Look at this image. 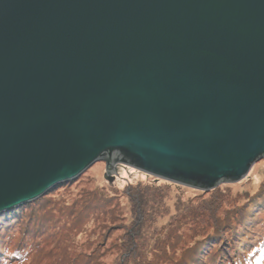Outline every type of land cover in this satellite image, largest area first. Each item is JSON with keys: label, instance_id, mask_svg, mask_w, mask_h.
<instances>
[{"label": "water", "instance_id": "95a60500", "mask_svg": "<svg viewBox=\"0 0 264 264\" xmlns=\"http://www.w3.org/2000/svg\"><path fill=\"white\" fill-rule=\"evenodd\" d=\"M261 159L264 0H0V213L100 160L209 191Z\"/></svg>", "mask_w": 264, "mask_h": 264}, {"label": "rangeland", "instance_id": "374dc122", "mask_svg": "<svg viewBox=\"0 0 264 264\" xmlns=\"http://www.w3.org/2000/svg\"><path fill=\"white\" fill-rule=\"evenodd\" d=\"M106 163L97 161L75 180L44 194L49 195L46 208L48 217L53 216L55 227L47 225V229L31 237L22 257L7 254L2 261L5 264H179L193 246L192 250L197 248L198 240L204 242L208 236L202 225H207L206 234H211L214 228L211 211L201 209L202 203L213 201L215 196L219 200L214 213L219 217L217 221L227 218L230 227L237 230L240 215L227 212L242 206L264 178V159L257 161L243 180L222 183L209 191L157 178L123 164L109 172ZM98 197L111 199L101 205ZM85 202L93 205L92 212H80ZM193 207L201 215L189 214ZM138 231L140 238L136 236ZM19 239L17 232L8 246L15 248ZM207 256L204 251L196 261L207 262Z\"/></svg>", "mask_w": 264, "mask_h": 264}, {"label": "trees", "instance_id": "16d2710c", "mask_svg": "<svg viewBox=\"0 0 264 264\" xmlns=\"http://www.w3.org/2000/svg\"><path fill=\"white\" fill-rule=\"evenodd\" d=\"M260 183V187L242 203V206L240 204V206L238 205L239 208H231L227 212L228 214L240 215V227L237 230L230 227L227 218L217 221L219 217L215 216L214 213L219 200L215 196H213V201H204L200 208L211 211L213 217H210L214 223V228L211 234H206L207 225H202L203 232L208 236L204 237V242L198 240L197 248L192 250L193 246L190 251L188 250V254L186 253L187 255L179 264H264V178ZM47 198L49 195L41 196L34 201L0 213V264H5L2 258L7 254L22 257L27 250L31 237L38 235L42 229H47V225L55 227V222L51 219L53 216L48 217L49 210L46 205L49 201ZM98 198L101 205L111 199L110 197ZM92 209H94L93 205L85 202L80 212H92ZM44 212L46 216H44ZM189 214L198 216L201 215V212L198 208L193 207ZM17 232L20 233V239L15 248H10L9 242ZM136 236L140 238V231L137 232ZM204 245L206 246L205 249H203ZM204 251L208 255L209 261L205 259L207 262L198 263L196 257Z\"/></svg>", "mask_w": 264, "mask_h": 264}]
</instances>
